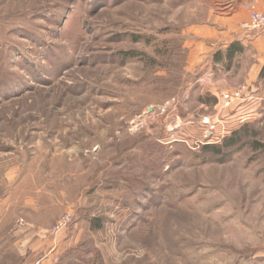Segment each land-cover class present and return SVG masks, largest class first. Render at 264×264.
<instances>
[{
	"label": "rangeland",
	"instance_id": "374dc122",
	"mask_svg": "<svg viewBox=\"0 0 264 264\" xmlns=\"http://www.w3.org/2000/svg\"><path fill=\"white\" fill-rule=\"evenodd\" d=\"M210 5L0 0V235L17 262L264 264L263 102L229 74L244 64H218L228 49H202Z\"/></svg>",
	"mask_w": 264,
	"mask_h": 264
},
{
	"label": "crops",
	"instance_id": "0c3cea01",
	"mask_svg": "<svg viewBox=\"0 0 264 264\" xmlns=\"http://www.w3.org/2000/svg\"><path fill=\"white\" fill-rule=\"evenodd\" d=\"M252 12L264 14V0H212V5L207 10V19L196 28V32L199 41L202 42L200 44L204 45L202 49L208 50L213 44V47H218L222 52L230 46L236 50L233 62L244 64V67L237 71L234 68L230 69L229 74H237V79L248 82L254 98L260 99L264 108V77H260L264 66V32L246 34L241 29V24L248 20ZM225 61L226 57L221 56L218 64ZM24 236L26 234L22 235V238ZM10 237L11 235L8 241L11 245L6 244L5 236L0 235V264H36L31 255L17 262L15 259L17 254L12 247L15 241L13 242ZM27 244L25 248L23 247L22 253L26 251Z\"/></svg>",
	"mask_w": 264,
	"mask_h": 264
},
{
	"label": "built area",
	"instance_id": "2783aa9c",
	"mask_svg": "<svg viewBox=\"0 0 264 264\" xmlns=\"http://www.w3.org/2000/svg\"><path fill=\"white\" fill-rule=\"evenodd\" d=\"M243 28L247 32H259L264 30V14L260 12L251 13L248 20L245 22V24H243ZM235 97H240V93L237 92L234 94V96H230L228 94L225 95L224 99L226 100V105H230V102ZM70 219L71 218L68 214L63 216L56 222L55 226L49 232H51L52 235H57L70 222Z\"/></svg>",
	"mask_w": 264,
	"mask_h": 264
},
{
	"label": "trees",
	"instance_id": "16d2710c",
	"mask_svg": "<svg viewBox=\"0 0 264 264\" xmlns=\"http://www.w3.org/2000/svg\"><path fill=\"white\" fill-rule=\"evenodd\" d=\"M236 50H234L232 47H229L227 52H226V59H227V64L229 61L232 60V57L234 55ZM260 77H264V66L262 67L261 69V72H260ZM234 138V137H233ZM234 144V143H233ZM232 142H230V145L229 146H232L233 145Z\"/></svg>",
	"mask_w": 264,
	"mask_h": 264
}]
</instances>
